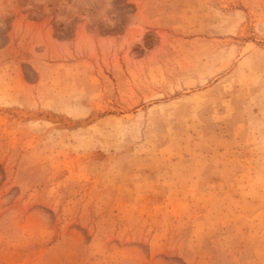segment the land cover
Returning <instances> with one entry per match:
<instances>
[{
    "label": "rangeland",
    "instance_id": "obj_1",
    "mask_svg": "<svg viewBox=\"0 0 264 264\" xmlns=\"http://www.w3.org/2000/svg\"><path fill=\"white\" fill-rule=\"evenodd\" d=\"M0 264H264V0H0Z\"/></svg>",
    "mask_w": 264,
    "mask_h": 264
}]
</instances>
